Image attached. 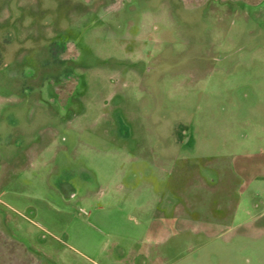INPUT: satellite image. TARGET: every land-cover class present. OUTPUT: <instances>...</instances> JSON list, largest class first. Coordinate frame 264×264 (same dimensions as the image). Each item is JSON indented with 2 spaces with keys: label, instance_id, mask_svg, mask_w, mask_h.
<instances>
[{
  "label": "rangeland",
  "instance_id": "rangeland-1",
  "mask_svg": "<svg viewBox=\"0 0 264 264\" xmlns=\"http://www.w3.org/2000/svg\"><path fill=\"white\" fill-rule=\"evenodd\" d=\"M0 264H264V0H0Z\"/></svg>",
  "mask_w": 264,
  "mask_h": 264
},
{
  "label": "crops",
  "instance_id": "crops-1",
  "mask_svg": "<svg viewBox=\"0 0 264 264\" xmlns=\"http://www.w3.org/2000/svg\"><path fill=\"white\" fill-rule=\"evenodd\" d=\"M31 150H32V149H29L28 152L31 153ZM71 249H72V251L74 250L77 254H81V253H79L75 248H71ZM81 255H82V254H81ZM84 256H85V255H84ZM85 257H86V256H85Z\"/></svg>",
  "mask_w": 264,
  "mask_h": 264
}]
</instances>
